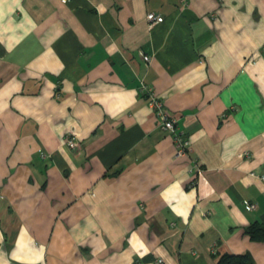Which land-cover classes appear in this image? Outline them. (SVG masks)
Here are the masks:
<instances>
[{
  "label": "crops",
  "instance_id": "1",
  "mask_svg": "<svg viewBox=\"0 0 264 264\" xmlns=\"http://www.w3.org/2000/svg\"><path fill=\"white\" fill-rule=\"evenodd\" d=\"M263 176L264 0H0V264H264Z\"/></svg>",
  "mask_w": 264,
  "mask_h": 264
},
{
  "label": "built area",
  "instance_id": "2",
  "mask_svg": "<svg viewBox=\"0 0 264 264\" xmlns=\"http://www.w3.org/2000/svg\"><path fill=\"white\" fill-rule=\"evenodd\" d=\"M61 2H67L68 0H60ZM149 23L152 25L155 22L159 21L161 18L160 14H157L155 12L149 11L146 14ZM140 54L142 56V58L144 60H149L150 56L149 54L140 51ZM140 89L142 91H144L146 93V99H147V103L149 104V106L155 111V114L157 115L158 119H159V126L160 128H162L163 130L169 132L174 140L175 143V147H176V153L178 155H182V154H187L190 147V141L187 138V136L185 135V133L183 131H180L177 128V124H176V118L172 115V113L165 107L163 101L159 98V96L156 94V92L146 86L145 84H142ZM66 142L69 146L71 147H76L77 146V142L76 140L71 136V135H67L66 136ZM240 155H247L248 152H240ZM264 178V176H263ZM248 206L253 208L255 207V203L253 202H247ZM158 261L160 262L161 259L159 258Z\"/></svg>",
  "mask_w": 264,
  "mask_h": 264
},
{
  "label": "trees",
  "instance_id": "3",
  "mask_svg": "<svg viewBox=\"0 0 264 264\" xmlns=\"http://www.w3.org/2000/svg\"><path fill=\"white\" fill-rule=\"evenodd\" d=\"M253 225V224H252ZM254 226V225H253ZM252 226L247 228V231H252ZM217 264H253L247 253H222L217 261Z\"/></svg>",
  "mask_w": 264,
  "mask_h": 264
}]
</instances>
